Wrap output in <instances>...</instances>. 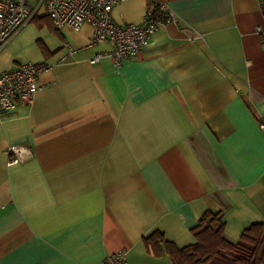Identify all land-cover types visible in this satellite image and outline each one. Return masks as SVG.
I'll return each mask as SVG.
<instances>
[{
    "label": "crops",
    "instance_id": "obj_1",
    "mask_svg": "<svg viewBox=\"0 0 264 264\" xmlns=\"http://www.w3.org/2000/svg\"><path fill=\"white\" fill-rule=\"evenodd\" d=\"M152 3L177 22L119 67L91 63L111 46L90 44L88 24L30 22L0 49V72L49 65L31 102L0 115V264H103L120 250L173 264L143 238L193 244L207 210L232 243L264 223L261 0H125L112 19L139 23Z\"/></svg>",
    "mask_w": 264,
    "mask_h": 264
},
{
    "label": "built area",
    "instance_id": "obj_2",
    "mask_svg": "<svg viewBox=\"0 0 264 264\" xmlns=\"http://www.w3.org/2000/svg\"><path fill=\"white\" fill-rule=\"evenodd\" d=\"M122 1L125 0H0V49L34 18L48 16L56 30L66 26L78 30L84 24L90 25V44L108 42L111 46L109 51L96 53L91 63L108 57L119 67L147 45L161 25L177 22V14L166 3H152L139 23L118 24L111 14ZM261 10L264 12V0ZM48 67L21 63L0 72L1 116H9L19 105L31 102L38 91L39 74ZM103 264H127L124 251L107 255Z\"/></svg>",
    "mask_w": 264,
    "mask_h": 264
},
{
    "label": "trees",
    "instance_id": "obj_3",
    "mask_svg": "<svg viewBox=\"0 0 264 264\" xmlns=\"http://www.w3.org/2000/svg\"><path fill=\"white\" fill-rule=\"evenodd\" d=\"M38 25L52 24L48 16L36 17ZM196 241L178 247L165 239L160 231L143 238L155 255L167 254L173 264H264V223H254L244 229L235 243L224 237V222L220 212L205 211L191 229Z\"/></svg>",
    "mask_w": 264,
    "mask_h": 264
},
{
    "label": "rangeland",
    "instance_id": "obj_4",
    "mask_svg": "<svg viewBox=\"0 0 264 264\" xmlns=\"http://www.w3.org/2000/svg\"><path fill=\"white\" fill-rule=\"evenodd\" d=\"M31 23H34L37 27H39L37 21H32ZM38 44H40V42H38Z\"/></svg>",
    "mask_w": 264,
    "mask_h": 264
}]
</instances>
